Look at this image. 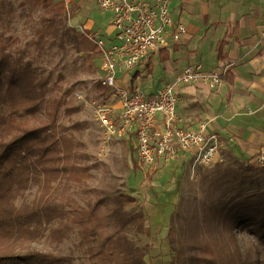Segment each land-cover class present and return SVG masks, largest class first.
<instances>
[{
    "label": "trees",
    "instance_id": "1",
    "mask_svg": "<svg viewBox=\"0 0 264 264\" xmlns=\"http://www.w3.org/2000/svg\"><path fill=\"white\" fill-rule=\"evenodd\" d=\"M16 3L23 12L37 11L31 38L6 29ZM75 6L72 0L69 11L65 0H0V264H74L77 258L81 264H148L147 245L127 232L143 216L126 209L131 196L94 188L81 205L72 194L89 167L78 162L71 131L78 124L60 118L79 107L69 102L73 92L63 85L64 74L50 65L57 54L72 51L84 54L90 68L96 55L85 28L68 23ZM220 77L232 80L230 73ZM95 87L113 92L98 81ZM209 173L200 217L191 215L181 238L174 226L168 230V264H264L244 257L236 238L246 233L264 246V167L229 155Z\"/></svg>",
    "mask_w": 264,
    "mask_h": 264
},
{
    "label": "rangeland",
    "instance_id": "2",
    "mask_svg": "<svg viewBox=\"0 0 264 264\" xmlns=\"http://www.w3.org/2000/svg\"><path fill=\"white\" fill-rule=\"evenodd\" d=\"M72 1L76 3V6L74 8L75 16L68 22L70 25L78 29H93L104 25L105 18L100 15L94 0ZM174 1L171 0L170 4L172 10L176 3V0ZM13 9L16 17L6 29L18 33L24 38H31L36 25L37 11L23 12L17 3L14 4ZM175 13L177 12L175 11ZM188 14L186 13V15ZM174 15L172 14L176 19V15ZM187 18H191L193 25L199 29L189 44H181L179 50L171 51L167 59H161L158 53L147 52L141 57L135 70L124 73L125 75L121 73L119 77L126 76L128 79L138 70L140 86L151 89L175 81V78L188 63L197 61L206 68L210 58L209 53H214V38L209 37L208 42L205 43L204 36L207 25L203 24V19L192 18L190 14ZM0 27H3L2 23H0ZM209 33H212L211 27ZM209 43L211 47H209ZM96 55L93 54L89 62L90 68H87L88 61L84 54H76L72 51L62 55L57 54L50 65L51 68L64 74L63 85L71 86L73 92L69 96V102L79 107V110L70 116H61L60 118V122L64 125L78 124L71 129L79 144L77 153L82 156L78 162L89 167V177L81 185H73L72 194L81 205H84L86 200L92 197L94 188H104L111 193L120 190L125 195L131 196L133 202L128 203L126 209L132 212L141 211L143 216L128 229L129 236L137 244L147 245L146 260L148 264H168L173 252L167 236L169 228L174 226L178 233L177 237H179V234L184 231L183 227L186 223L189 224L194 220H190L193 213L196 212L200 217L201 202L204 198L203 189L210 180L211 173L209 172L213 166L223 164L224 161L217 162L212 166L198 167L194 172L186 160L174 161L168 167L162 166L159 162L153 165L137 163L139 167L134 169L132 159L136 160L137 158L131 135L113 140L108 153L105 156L99 154L101 133L90 104L103 98L111 99V97L112 102H115L117 96L115 88L108 90V92L113 91L110 95L96 89L97 66L99 65L97 52ZM150 62H152V67L150 71H147L146 68ZM217 63L216 60H213L214 65ZM182 85L183 83L180 84L181 87ZM75 91L80 92L82 97L78 98ZM230 93L233 99L236 95L233 91ZM206 102L207 104L204 101L201 103L210 104V101ZM248 108L254 110L256 106L246 104L242 107L240 121L243 123H249L255 118L253 114L247 113ZM221 110L219 105L212 106L211 111L214 117L209 118L206 123L216 127L221 135L228 138L230 134L227 127L232 121L229 119L230 115L227 113L228 117ZM210 121L211 123H209ZM261 123L264 124V116ZM34 193L35 190L32 189L27 193V197L32 198ZM236 238L244 257L264 262V246L262 244L256 242L246 233L238 232ZM66 244L69 245L70 242ZM80 261L77 258L74 264H81Z\"/></svg>",
    "mask_w": 264,
    "mask_h": 264
},
{
    "label": "built area",
    "instance_id": "3",
    "mask_svg": "<svg viewBox=\"0 0 264 264\" xmlns=\"http://www.w3.org/2000/svg\"><path fill=\"white\" fill-rule=\"evenodd\" d=\"M68 1L65 6L68 9ZM104 25L84 29L96 45L99 56L96 80L104 87L116 89V102L109 98L90 104L101 141L99 154L106 155L113 140L131 135L137 163L168 167L174 161L188 160L194 172L198 167L226 161L221 152L220 134L206 122L193 128L180 125L176 113L184 97L176 91L179 83L201 82L212 89L221 83V73L205 70L200 62L188 63L175 81L165 83L147 94L140 85L117 86L119 74L132 71L147 52L169 48L187 33V27L170 13V0H94ZM69 14V13H68ZM83 30V28L81 29ZM75 95L81 98L80 92ZM117 103V106H116ZM264 167V149L252 162Z\"/></svg>",
    "mask_w": 264,
    "mask_h": 264
},
{
    "label": "crops",
    "instance_id": "4",
    "mask_svg": "<svg viewBox=\"0 0 264 264\" xmlns=\"http://www.w3.org/2000/svg\"><path fill=\"white\" fill-rule=\"evenodd\" d=\"M146 1L154 2V0ZM172 2L175 1L172 0ZM170 13L175 14V20L187 27V33L169 48L153 53L158 55L160 52L161 55L167 53L165 58L167 59L171 51H178L181 44H189L192 41L199 29L193 25L191 18H187L190 14L192 18L203 19V24L207 25L205 43L208 42L209 37L214 38V53H209L208 64L206 68H203L217 70L221 74L225 72L232 74L231 81L221 79L216 89L201 82L183 84L182 87L180 86L182 83H179L176 91L184 97V101L176 107V113L181 119L180 125L184 128H193L199 123L208 122L209 118L214 117L211 111L212 106H221L222 113L229 114V119L232 121L227 127L230 134L228 138L221 135L216 127L207 123L209 129H214L222 137L224 148L221 152L226 158L232 155L240 160L253 162L257 152L264 149V124L261 123L264 116V0H215L214 2L176 0ZM186 13L189 14L186 15ZM209 47H211L210 43ZM218 48H221V57H218ZM213 60L218 63L214 65ZM151 67L152 62L147 65L146 70L150 71ZM130 78V76L128 79L126 76L119 77L117 86L129 84ZM138 78L139 76L134 85L139 84ZM141 87L147 94L156 89ZM230 91L236 95L233 99ZM202 101L206 104V101H210V104H202ZM246 104L256 106L254 110L253 108L247 110V113L255 116L249 123L240 121L242 107Z\"/></svg>",
    "mask_w": 264,
    "mask_h": 264
}]
</instances>
